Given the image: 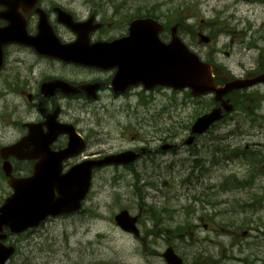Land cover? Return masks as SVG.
I'll return each mask as SVG.
<instances>
[{"label": "rangeland", "instance_id": "obj_1", "mask_svg": "<svg viewBox=\"0 0 264 264\" xmlns=\"http://www.w3.org/2000/svg\"><path fill=\"white\" fill-rule=\"evenodd\" d=\"M164 2L166 16L177 7L186 19L189 31L181 38L204 61L234 77L264 68V0ZM200 29L213 42L200 44ZM167 97L140 115L144 130L160 127L165 136L174 131L183 142L194 120L211 108V97ZM240 101L226 121L181 150L175 168L163 164L170 173L162 180L134 182L116 178L121 171L99 172L80 212L11 237L16 254L7 264H165L161 255L168 247L185 264H264V86L246 91ZM131 118L128 133L137 132V117ZM112 126L103 127L110 139L118 132ZM116 143L109 140L101 150L115 152L108 148ZM10 193L0 177V200ZM120 210L139 217V239L114 224Z\"/></svg>", "mask_w": 264, "mask_h": 264}, {"label": "flooded vegetation", "instance_id": "obj_2", "mask_svg": "<svg viewBox=\"0 0 264 264\" xmlns=\"http://www.w3.org/2000/svg\"><path fill=\"white\" fill-rule=\"evenodd\" d=\"M150 20L154 22L150 30L131 31L134 22ZM181 21L177 7L165 15L164 0H0V150L29 137L22 148L31 151L30 160L8 158L12 177L34 174L44 160L42 153L35 152L37 148L47 145L53 157L69 146L77 152L80 144L85 148L76 157H59L56 171L61 175L79 163L126 152L138 159L95 169L92 178L106 169L121 171L116 178L129 177L134 182L153 183L169 175L163 164L175 168L181 162V150L194 146L199 137L189 130L180 142L174 131L165 136L160 127L144 130L140 115L148 112L149 104L171 99L167 96L174 99L180 91L149 87L147 58L140 50L148 44L149 34L156 36L157 45L170 43L173 27L182 40V30L188 32L189 24ZM203 32L200 29L197 36ZM207 37L213 42L212 36ZM65 49L88 57L56 55ZM131 115L137 117L134 133H128L133 126ZM108 124L118 130L114 139L103 130ZM190 137L193 142L185 144ZM109 140L117 142L108 148L115 152L101 150ZM177 172L181 175L180 169ZM190 176L188 187L194 180ZM168 182L163 180V185ZM202 227L209 230L207 223Z\"/></svg>", "mask_w": 264, "mask_h": 264}, {"label": "water", "instance_id": "obj_3", "mask_svg": "<svg viewBox=\"0 0 264 264\" xmlns=\"http://www.w3.org/2000/svg\"><path fill=\"white\" fill-rule=\"evenodd\" d=\"M153 21H136L132 24L131 31H146ZM144 24H147L145 26ZM177 27L171 30L172 39L168 45L158 44L156 36L149 34L148 44L143 45L140 53L147 59L145 67L148 70L151 86H165L173 90L189 89L190 95L199 97L205 94H213V101L219 103V107L199 117L191 128V135L204 134L211 125L221 121L225 115L233 111L230 99L223 97L234 91L247 89L258 84H264V74L245 79L227 81L222 86L214 84L212 79V67L201 63L192 54L181 40L176 36ZM201 42L208 43V39L200 36ZM146 41V40H145ZM57 56L65 58L88 57L87 54L71 53L68 50H60ZM89 61V60H88ZM29 137L19 145L0 150L2 171L9 179L8 185L13 193L0 205V264H6L15 253V247L5 245L7 230L10 235H19L28 229L37 227L48 217L70 215L80 210L81 203L85 199L91 185L92 171L110 165H127L136 160L129 152L105 158L101 161L83 162L74 166L68 173L61 176L58 171L59 157L48 155V146L37 148L36 153L44 154L41 162L32 177L26 179H14L10 175L8 158L14 156L19 160H30L31 151L23 149ZM193 137L185 144L190 145ZM73 141H70V145ZM71 147L63 151L60 159L72 157ZM21 153V155H19ZM114 222L125 233L138 236L136 228L137 219L131 217L127 211H121L114 217ZM163 258L167 264H182L171 248H168Z\"/></svg>", "mask_w": 264, "mask_h": 264}, {"label": "bare ground", "instance_id": "obj_4", "mask_svg": "<svg viewBox=\"0 0 264 264\" xmlns=\"http://www.w3.org/2000/svg\"><path fill=\"white\" fill-rule=\"evenodd\" d=\"M144 25L147 26V24H144ZM147 27H148V26H147ZM130 28H132V25H131ZM134 47H135V46H134ZM145 82H146V80H145ZM80 147H81L82 149H84V148H85V145H84V144H80ZM69 151L72 152V153H75L73 148H71ZM137 159H138V158H137ZM10 175H11V169H10ZM0 177H1L3 180H5V181L7 182V184H8L9 179L5 176V174H4L3 172H0ZM11 177H12V175H11ZM12 178H14V177H12ZM14 179H18V178H14ZM92 180H93V178H92ZM76 214H77V213H76ZM72 215H75V214H72ZM70 216H71V215H70ZM66 217H68V216H66ZM39 226H40V224H39L37 227H35V228H38ZM137 239H139V237H137Z\"/></svg>", "mask_w": 264, "mask_h": 264}, {"label": "trees", "instance_id": "obj_5", "mask_svg": "<svg viewBox=\"0 0 264 264\" xmlns=\"http://www.w3.org/2000/svg\"><path fill=\"white\" fill-rule=\"evenodd\" d=\"M247 1H249V0H247ZM253 1V0H252ZM235 96L237 97V106L235 107V108H237L240 104H241V101H240V97H242L243 96V94H240V93H236L235 94ZM242 106H245V104L243 103V105ZM234 181H236V179H234ZM243 184H245V182H243V181H237V185H243Z\"/></svg>", "mask_w": 264, "mask_h": 264}]
</instances>
